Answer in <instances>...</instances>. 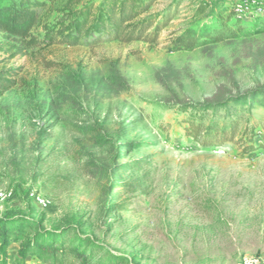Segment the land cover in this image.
Instances as JSON below:
<instances>
[{"label": "rangeland", "instance_id": "rangeland-1", "mask_svg": "<svg viewBox=\"0 0 264 264\" xmlns=\"http://www.w3.org/2000/svg\"><path fill=\"white\" fill-rule=\"evenodd\" d=\"M101 1L48 3L27 39L0 29L14 82L0 96V191L14 192L0 218L70 231L87 264L264 260V0H157L142 16L168 22L154 42L48 44V27ZM188 30L197 45L175 48ZM196 112L228 140H193ZM20 248L6 264H41Z\"/></svg>", "mask_w": 264, "mask_h": 264}, {"label": "trees", "instance_id": "trees-1", "mask_svg": "<svg viewBox=\"0 0 264 264\" xmlns=\"http://www.w3.org/2000/svg\"><path fill=\"white\" fill-rule=\"evenodd\" d=\"M58 0H11L0 9V29L18 38L27 39L38 22L40 9H45L48 3ZM157 0H102L99 6L89 5L81 10L68 11L55 27L48 30V44L78 46L84 43L95 45L103 41L118 40L124 43L135 41L154 42L167 23L159 18L148 16L145 13L155 5ZM220 19L222 16H219ZM155 19V20H154ZM219 19V20H220ZM232 19V17H230ZM230 19L220 22L228 25ZM152 32H150V30ZM227 30V29H225ZM232 32H225L230 35ZM197 33L191 30L177 37L173 44L175 48L193 49L198 43ZM14 82L7 80L5 74L0 73V96L9 91ZM187 112V108H183ZM207 112V110H206ZM198 112L190 121V137L203 147H213L219 142L228 140L227 130L223 125L207 126L203 133V124L195 127L194 120ZM205 111L201 118H204ZM246 127L242 134L243 141L248 135ZM230 138V137H229ZM233 138V135H232ZM250 147L246 153L255 150L253 139H249ZM70 231L62 230L58 233L41 232L39 226L22 217L0 218V243L3 252L0 258L3 264L8 255L9 245L20 244L19 256L22 260L37 258L41 264H74L83 262V255L78 251L76 243L70 240ZM22 264H27L26 262Z\"/></svg>", "mask_w": 264, "mask_h": 264}, {"label": "built area", "instance_id": "built-area-1", "mask_svg": "<svg viewBox=\"0 0 264 264\" xmlns=\"http://www.w3.org/2000/svg\"><path fill=\"white\" fill-rule=\"evenodd\" d=\"M14 192L12 190L0 191V201L4 202L13 197ZM29 199H31L36 205L46 208L48 206V201L36 190L33 189L29 192ZM241 264H264L262 258L257 257H246L242 260Z\"/></svg>", "mask_w": 264, "mask_h": 264}]
</instances>
